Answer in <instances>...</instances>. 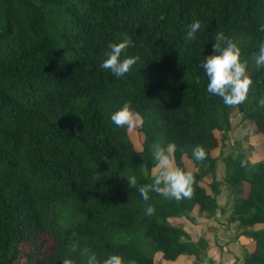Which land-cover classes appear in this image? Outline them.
<instances>
[{
    "label": "trees",
    "instance_id": "16d2710c",
    "mask_svg": "<svg viewBox=\"0 0 264 264\" xmlns=\"http://www.w3.org/2000/svg\"><path fill=\"white\" fill-rule=\"evenodd\" d=\"M195 19L204 30L190 42ZM261 25L264 0H0V264H19L21 245L40 232L51 246L40 257L26 252L29 264H86L85 247L101 264L112 254L154 264V251L164 259L188 253L209 261L203 238L191 240L172 221L188 216L192 205L212 211L219 191L215 150L231 106L208 92L199 65L213 54L219 31L240 47L253 85L248 108H237L264 131V66L254 59L264 42ZM128 37L134 43L127 55L140 60L116 77L100 65L108 45ZM128 100L144 118L138 151L128 128L111 120ZM157 141L174 143L175 166L194 174L192 198L153 191L142 198L139 186L155 175ZM197 145L203 160L193 156ZM222 160V181L247 183L230 215L241 225H262L251 231L252 248L239 264H264V166L248 171L240 153ZM131 176L136 187L115 185ZM149 204L155 212L145 215Z\"/></svg>",
    "mask_w": 264,
    "mask_h": 264
},
{
    "label": "clouds",
    "instance_id": "9594fccd",
    "mask_svg": "<svg viewBox=\"0 0 264 264\" xmlns=\"http://www.w3.org/2000/svg\"><path fill=\"white\" fill-rule=\"evenodd\" d=\"M202 23L199 19L193 20L188 25L186 40L194 42L197 40V33L203 31ZM258 31L264 32V25L258 28ZM133 39L128 37L119 42L110 43V49L105 53L106 58L100 67L110 70L116 77H124L130 73L133 66L138 63V55H127V49L133 45ZM257 68L264 66V42L260 44L259 52L254 57ZM248 61H241L240 47L224 32L219 31L215 34L213 42V54L203 58L200 67L208 78L207 90L213 95L222 98L226 106H238L248 99L250 86L253 85V79L247 73ZM132 101L128 100L123 106L112 113L111 120L118 127H127L134 129L142 127L144 118L131 107ZM258 106L264 107V98L258 100ZM176 151V145L169 143L166 147L157 141L152 145L153 158L157 162L156 172L151 184L139 186L138 191L144 201L149 200V192L153 191L162 195L166 199H190L194 196L193 185L195 183L194 174L191 171L175 166L173 156ZM193 156L196 160L206 158V152L201 145L193 149ZM129 187L137 186L135 176L127 177ZM155 209L148 205L145 209V215L154 214ZM81 256L86 257V264H101L98 254L89 247L81 250ZM63 264H76L75 260L64 259ZM102 264H137L135 259L125 261L119 254H112L103 259Z\"/></svg>",
    "mask_w": 264,
    "mask_h": 264
},
{
    "label": "crops",
    "instance_id": "0c3cea01",
    "mask_svg": "<svg viewBox=\"0 0 264 264\" xmlns=\"http://www.w3.org/2000/svg\"><path fill=\"white\" fill-rule=\"evenodd\" d=\"M214 198L216 205L212 211H200L192 205L188 211V216L178 215L172 219L187 233L191 240L203 238L205 255L209 257V261L205 260L203 256L188 253H181L173 259H164L160 253H157L159 251H154V264L240 263L243 253L252 248V240L248 236V234L251 235L252 229L248 230L247 228L251 225L238 224L230 215L232 201L237 198L229 197L231 198L230 205H225L220 198V189Z\"/></svg>",
    "mask_w": 264,
    "mask_h": 264
},
{
    "label": "rangeland",
    "instance_id": "374dc122",
    "mask_svg": "<svg viewBox=\"0 0 264 264\" xmlns=\"http://www.w3.org/2000/svg\"><path fill=\"white\" fill-rule=\"evenodd\" d=\"M244 108H248V99L242 104ZM229 120L230 126L226 131V137L222 142V145H218L215 150L218 158L216 161V169L215 175L216 178L220 181L219 189H220V198L224 201L225 205H230L231 201L229 197L238 198L242 194L246 192L247 183L246 181H240L235 184L228 185L224 181H222V176L224 172V165L222 157L226 154L235 155L237 153L242 154L248 160V171L258 170L262 166H264V149L262 146V141L264 139V131L258 130L254 122L246 117L242 116L240 110H238L237 106H231L229 112ZM127 134L132 142L134 148L138 151L141 148L142 141V132L137 128L127 129ZM190 168H193L190 164H188ZM144 173L147 171L144 169ZM156 165L150 169V174H155ZM209 178H203V184L206 185ZM127 179H120L116 181L115 185H127ZM207 187V186H206ZM208 188V187H207ZM186 218V216H185ZM261 223L254 224L248 226V230H256L261 228ZM249 239L252 240V236L249 235ZM50 238L46 232H40L36 234L32 239L24 242L20 247V261L19 264H29L28 261L25 260V253L29 250H32L34 255L40 257L42 251H46L51 246ZM159 254V252H157ZM162 260V259H161ZM156 262V261H155ZM162 263V261H161Z\"/></svg>",
    "mask_w": 264,
    "mask_h": 264
}]
</instances>
